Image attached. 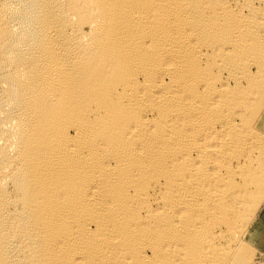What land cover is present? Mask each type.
I'll list each match as a JSON object with an SVG mask.
<instances>
[{"label":"bare ground","instance_id":"obj_1","mask_svg":"<svg viewBox=\"0 0 264 264\" xmlns=\"http://www.w3.org/2000/svg\"><path fill=\"white\" fill-rule=\"evenodd\" d=\"M263 204L264 0H0V264H249Z\"/></svg>","mask_w":264,"mask_h":264},{"label":"rangeland","instance_id":"obj_2","mask_svg":"<svg viewBox=\"0 0 264 264\" xmlns=\"http://www.w3.org/2000/svg\"><path fill=\"white\" fill-rule=\"evenodd\" d=\"M263 209H264V204L257 213V218L255 219L257 222H253L252 225V228L257 230L255 231L253 236L252 234H249L250 244L252 245L251 250L253 249L252 250L253 258L249 264H264V223H262L264 222V220L260 221L264 219V217L261 216Z\"/></svg>","mask_w":264,"mask_h":264}]
</instances>
